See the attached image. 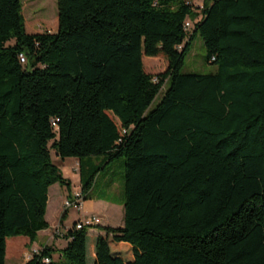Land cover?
I'll return each mask as SVG.
<instances>
[{"label": "trees", "instance_id": "trees-1", "mask_svg": "<svg viewBox=\"0 0 264 264\" xmlns=\"http://www.w3.org/2000/svg\"><path fill=\"white\" fill-rule=\"evenodd\" d=\"M57 7L56 32L28 33L21 0H0V264L7 238L49 227L48 188L69 189L50 149L78 158L83 199L91 158L124 157L123 225L76 221L64 248L23 264L55 251L69 264H264V0ZM197 35L215 72H182ZM160 55L166 69L146 72L143 56Z\"/></svg>", "mask_w": 264, "mask_h": 264}, {"label": "rangeland", "instance_id": "rangeland-1", "mask_svg": "<svg viewBox=\"0 0 264 264\" xmlns=\"http://www.w3.org/2000/svg\"><path fill=\"white\" fill-rule=\"evenodd\" d=\"M191 2L194 6L197 7H200L202 5V0H191ZM21 3L22 14L25 19V27L28 33H53L57 31V0H21ZM8 43L13 44L14 39L9 40ZM205 55L206 51L203 45V41L197 35L191 42L190 49L185 57V63L182 67V72H215L217 68L216 65L212 63H207ZM143 64L146 72L157 75L158 73H161L166 69L167 60L162 55L154 57L143 56ZM163 90L164 86L158 93L155 100L152 102L151 107H154L158 103L162 96ZM50 153L53 163H55L60 168L63 176L70 180V186L68 189L66 186H61L58 183H55L48 188L49 204L47 207V212L45 214L46 220L52 223L54 221L56 213L59 210L63 214H65L66 211L64 210V208L67 209L72 206L69 208L70 214L68 218V223H72L73 220L77 218L79 211L76 210L75 205L71 204V202L67 200L70 199L68 197V194L70 192L73 196L76 192H81V187L79 183V160L75 157H66L64 159H61L53 149H50ZM83 160L90 161L87 158H83ZM103 161L104 158L102 156H96L91 158V162L99 166V169L94 177V181L92 182L91 187L85 195H87L88 199L102 200L108 205L114 206L116 211H120L123 214L122 203L124 157H115L113 160L108 161L107 163H103ZM74 162L76 163L74 164ZM91 172L92 170L85 169L84 176L88 177ZM67 202L70 204L68 205ZM84 208L88 210L92 209L91 203H87ZM94 214L95 213L90 212L89 214H87V217H90ZM95 215H97L96 217L99 218V221L113 226L118 225L119 216H117V214L113 215L106 208L101 209L100 213L97 212ZM95 226L93 228H89V230L95 229ZM58 228H61V225H59ZM13 239H16V242L18 243L12 242ZM40 243H44L42 236L38 237V239L33 243V245L39 246ZM32 249L33 246L30 247L28 245V237L26 236H14L7 238L5 264H23L25 261L31 258L34 253L40 251V249H37L36 251H33ZM53 264L69 263L63 258L58 257L56 254L53 256Z\"/></svg>", "mask_w": 264, "mask_h": 264}, {"label": "crops", "instance_id": "crops-1", "mask_svg": "<svg viewBox=\"0 0 264 264\" xmlns=\"http://www.w3.org/2000/svg\"><path fill=\"white\" fill-rule=\"evenodd\" d=\"M57 27H58V23H57ZM78 161V160H77ZM76 162H74L75 164ZM79 163V161H78ZM74 166V165H72ZM68 197L70 198L67 201H70L71 203L74 201V196L71 194V192L68 194ZM87 203H91V207L92 209L88 210L86 208H84ZM49 204V194H48V199H47V206H46V212H47V207ZM72 207V206H70ZM69 207V208H70ZM69 208H64V210L66 211L65 214H63L60 210L56 213V216L54 217V221L52 223H49V227L46 229H42L39 230L37 232V236L35 241L38 239V237L42 236L44 243H40V245H33V242H30L28 239V245L30 247L33 246V251H36L37 249H41L43 246L47 245L50 246L51 248L55 249V250H59L62 249L66 246L67 244V240L63 237L64 233L72 226L73 223H75L76 221H83L87 218V214H89L90 212L93 213H100L101 209L106 208L110 213H112L113 215L117 214V216H119L118 218V225L113 226V225H109L107 223H104L102 221H99V223L95 226V229L89 230V232H94V233H98V232H102L100 231V229L97 226H112V227H119L123 225V214L120 211H116V209L114 208V206L108 205L106 202L102 201V200H93V199H82L79 207H76V210L79 211L78 212V216L75 220H73L72 223H68V218H69ZM98 209V210H97ZM94 214V215H95ZM57 215H58V219H57ZM62 215V217H61ZM97 216V215H95ZM61 217V218H60ZM46 218V215H45ZM108 222V221H107ZM61 225V228H58V226ZM57 228V230H56ZM97 228V230H96ZM54 229V230H53ZM55 233V234H54ZM43 242V241H42ZM18 243V242H16ZM42 244V245H41ZM58 257H60V253L58 251H55L53 253V256L56 255ZM53 260V257H52Z\"/></svg>", "mask_w": 264, "mask_h": 264}, {"label": "built area", "instance_id": "built-area-1", "mask_svg": "<svg viewBox=\"0 0 264 264\" xmlns=\"http://www.w3.org/2000/svg\"><path fill=\"white\" fill-rule=\"evenodd\" d=\"M193 4V3H192ZM202 6V5H201ZM200 6V7H201ZM185 30L186 31H189L191 28H192V26H193V21L192 20H190L189 18L185 21ZM19 58H20V61L22 62V63H25V57L22 55V54H20L19 55ZM55 124V122H53V125ZM74 201L71 203V204H73V205H75L76 207H78L79 206V204H80V202H81V200L83 199V194L81 193V192H76L75 193V195H74ZM67 204L69 205L70 203H68L67 202ZM99 223V218L98 217H96L95 215H92V216H90V217H87L85 220H83V221H77L76 222V224H75V227L76 228H81L82 226H84V225H87V226H89V228H93L95 225H97ZM44 261L45 262H48L49 261V259L48 258H45L44 259Z\"/></svg>", "mask_w": 264, "mask_h": 264}]
</instances>
